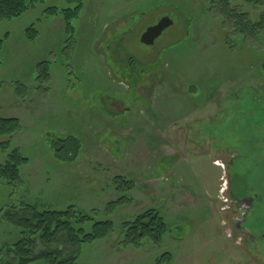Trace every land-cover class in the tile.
Segmentation results:
<instances>
[{"label": "rangeland", "instance_id": "1", "mask_svg": "<svg viewBox=\"0 0 264 264\" xmlns=\"http://www.w3.org/2000/svg\"><path fill=\"white\" fill-rule=\"evenodd\" d=\"M238 5L254 23L264 11ZM52 7L69 5L45 0L0 24V118L20 123L0 136V165L13 150L27 160L20 182L0 179V213L74 208L85 233L112 222L76 264H264V36L223 27L208 0H82L71 35ZM165 17L172 25L141 44ZM43 61L48 82L36 78ZM122 196L131 202L109 204ZM151 209L169 234L126 244L121 224ZM18 239L0 218V264Z\"/></svg>", "mask_w": 264, "mask_h": 264}, {"label": "trees", "instance_id": "2", "mask_svg": "<svg viewBox=\"0 0 264 264\" xmlns=\"http://www.w3.org/2000/svg\"><path fill=\"white\" fill-rule=\"evenodd\" d=\"M45 0H0V24L25 14L31 7L43 3ZM69 7L57 12L56 8H49L50 14L61 15L65 32L71 35L74 32L72 22L79 16L82 9V0H63ZM210 9L222 20V26L233 25L237 31L246 36H264V11L259 21L255 22L249 12L239 10V5L264 6V0H208ZM28 39L33 41L37 31L33 26L28 29ZM3 40H0V49ZM264 76V60L259 66ZM48 63L41 62L37 66V80L48 82L50 80ZM20 131V123L16 118H0V136L10 138ZM73 144L68 158L78 153L77 141L68 137L64 143ZM9 140L0 142V148L5 149ZM65 147L61 146L60 152ZM76 149V150H75ZM26 159L17 150L8 154L6 161L0 165V179L8 184L20 182V167ZM119 190L130 191L134 182L131 180L116 179L114 181ZM133 184V185H132ZM131 202L129 196H122L109 204H125ZM0 218L19 230V239L13 246H5L2 250V264H76L80 258V247L108 238L114 233V224L110 221L96 222L89 233H85L79 226L88 220V217L78 214L74 208L64 211L39 210L36 206L22 203L17 207L6 209L0 213ZM124 232V242L128 245L150 241L159 246L169 234V227L164 217L157 209H151L137 215L134 220L121 224ZM41 247L42 249H40ZM40 249V250H38ZM5 254V255H4ZM164 256V255H163ZM164 258V257H162ZM158 259L157 262H160Z\"/></svg>", "mask_w": 264, "mask_h": 264}, {"label": "water", "instance_id": "3", "mask_svg": "<svg viewBox=\"0 0 264 264\" xmlns=\"http://www.w3.org/2000/svg\"><path fill=\"white\" fill-rule=\"evenodd\" d=\"M172 22L167 18H162L156 25L148 27L145 32L141 35L140 43L146 46H151L154 41L162 34V32L170 27ZM238 200H236L237 202ZM242 202L246 203V210L251 206V199H243Z\"/></svg>", "mask_w": 264, "mask_h": 264}, {"label": "flooded vegetation", "instance_id": "4", "mask_svg": "<svg viewBox=\"0 0 264 264\" xmlns=\"http://www.w3.org/2000/svg\"><path fill=\"white\" fill-rule=\"evenodd\" d=\"M115 109H117V110H121L122 108H121V106H119V105H116V104H114V106H113ZM244 203V202H243ZM241 205V204H240ZM246 207V203H244V204H242L241 205V207Z\"/></svg>", "mask_w": 264, "mask_h": 264}]
</instances>
